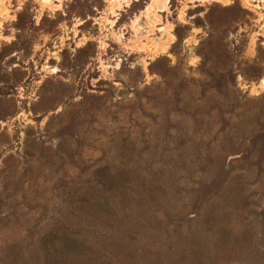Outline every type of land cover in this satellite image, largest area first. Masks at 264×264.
Wrapping results in <instances>:
<instances>
[{
  "label": "rangeland",
  "instance_id": "obj_1",
  "mask_svg": "<svg viewBox=\"0 0 264 264\" xmlns=\"http://www.w3.org/2000/svg\"><path fill=\"white\" fill-rule=\"evenodd\" d=\"M0 0V264H264V0Z\"/></svg>",
  "mask_w": 264,
  "mask_h": 264
},
{
  "label": "bare ground",
  "instance_id": "obj_2",
  "mask_svg": "<svg viewBox=\"0 0 264 264\" xmlns=\"http://www.w3.org/2000/svg\"><path fill=\"white\" fill-rule=\"evenodd\" d=\"M193 1H206V0H191V2H193ZM226 1L228 2V0H226ZM167 2H168V0H165L164 5L161 6V8H164L165 5L167 4ZM224 2H225V0H224Z\"/></svg>",
  "mask_w": 264,
  "mask_h": 264
}]
</instances>
